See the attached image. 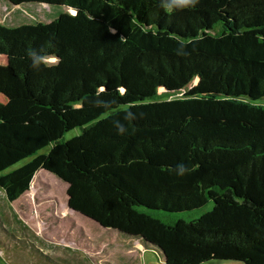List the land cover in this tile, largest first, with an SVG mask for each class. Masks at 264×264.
<instances>
[{
	"label": "trees",
	"instance_id": "1",
	"mask_svg": "<svg viewBox=\"0 0 264 264\" xmlns=\"http://www.w3.org/2000/svg\"><path fill=\"white\" fill-rule=\"evenodd\" d=\"M6 1L76 13L16 27L0 19L6 199L45 170L67 184L70 209L158 250L166 264H264V0H199L176 13L160 0ZM29 49L59 63L35 70ZM102 87L108 109L94 103ZM128 110L135 120H124ZM209 201L198 218L172 224L140 210L180 213Z\"/></svg>",
	"mask_w": 264,
	"mask_h": 264
},
{
	"label": "rangeland",
	"instance_id": "2",
	"mask_svg": "<svg viewBox=\"0 0 264 264\" xmlns=\"http://www.w3.org/2000/svg\"><path fill=\"white\" fill-rule=\"evenodd\" d=\"M64 12L74 11L43 3L15 6L0 0L1 23L7 27L48 23ZM5 63L0 56V64ZM79 133V128L71 130L65 139ZM48 150L44 148L41 153ZM66 190V183L45 170L37 172L30 189L14 202H9L0 189V264H166L158 250L145 248L139 240L69 210ZM212 206L209 201L203 208L180 213L140 210L172 224L198 218ZM205 264L239 263L215 260Z\"/></svg>",
	"mask_w": 264,
	"mask_h": 264
},
{
	"label": "clouds",
	"instance_id": "3",
	"mask_svg": "<svg viewBox=\"0 0 264 264\" xmlns=\"http://www.w3.org/2000/svg\"><path fill=\"white\" fill-rule=\"evenodd\" d=\"M199 0H160V8H162L166 13H176V12H183L187 10H192L197 7ZM27 56L31 60V66L35 70H39L42 66L44 67H53L59 63V59L53 57L51 54L44 52L43 50L37 51L36 49H29L27 50ZM121 91V89H117ZM104 91L103 87L97 93V99L94 102L96 107H103L108 109L110 107V103L108 101H104L99 99L100 94ZM136 114L128 110L124 114L125 121H132L135 120ZM114 127L120 134H125L127 132V128L124 123L119 120L113 121ZM177 174L179 176L185 175L189 169L183 164H179L177 166Z\"/></svg>",
	"mask_w": 264,
	"mask_h": 264
},
{
	"label": "snow or ice",
	"instance_id": "4",
	"mask_svg": "<svg viewBox=\"0 0 264 264\" xmlns=\"http://www.w3.org/2000/svg\"><path fill=\"white\" fill-rule=\"evenodd\" d=\"M72 14H73V15H76L75 12H73ZM123 92H124V89H121V93H123Z\"/></svg>",
	"mask_w": 264,
	"mask_h": 264
},
{
	"label": "water",
	"instance_id": "5",
	"mask_svg": "<svg viewBox=\"0 0 264 264\" xmlns=\"http://www.w3.org/2000/svg\"><path fill=\"white\" fill-rule=\"evenodd\" d=\"M67 198H68V197H67ZM67 208H68L69 210H71V211H72V209H70L68 205H67ZM72 212H73V211H72ZM74 212H75V211H74Z\"/></svg>",
	"mask_w": 264,
	"mask_h": 264
}]
</instances>
